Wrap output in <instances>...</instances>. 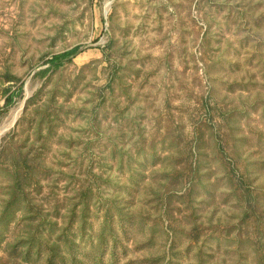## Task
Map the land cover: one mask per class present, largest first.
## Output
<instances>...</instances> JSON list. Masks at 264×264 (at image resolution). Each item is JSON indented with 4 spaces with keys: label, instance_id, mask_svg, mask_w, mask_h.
Returning <instances> with one entry per match:
<instances>
[{
    "label": "rangeland",
    "instance_id": "rangeland-1",
    "mask_svg": "<svg viewBox=\"0 0 264 264\" xmlns=\"http://www.w3.org/2000/svg\"><path fill=\"white\" fill-rule=\"evenodd\" d=\"M75 46L82 51L62 71L49 79L37 74L53 54ZM110 62L115 79L104 88L105 109L98 108L96 119L93 94L98 84L106 86ZM81 68V82L67 102L73 103L71 113L58 123L44 151L54 174L66 170V165L78 170L77 162L88 159L97 166L102 156L113 162L109 152L117 146L125 163L122 168L105 167L110 179L102 194L110 197L133 176L125 193L129 209L149 210L155 203L153 191L160 187L157 179L175 164L174 157L164 159L161 132L186 121L191 112L198 122L209 118L201 109V99L208 98L214 127L222 119L220 109L230 117L228 158L245 175L257 196L259 213L264 214V0H0V145L15 134L19 143L26 138L17 134V125L29 97L41 90L33 102L42 103L54 84L67 88ZM7 70L18 81L4 83ZM20 84L22 94L5 106L4 87L11 86V92ZM205 132L209 134L208 129ZM30 133L29 142L35 141V133ZM153 138L158 143L156 155L162 153L157 160L150 154L144 157ZM214 140H205L198 157L200 178L192 207L187 205L189 197L180 195L185 188L175 195L172 206L184 223L195 219L207 227L209 234L203 235L201 245L217 264H236L249 254L256 264L254 241L238 244L234 239L244 215V187L231 180L229 165L217 154ZM49 180L43 182V192ZM60 186L61 194L70 189Z\"/></svg>",
    "mask_w": 264,
    "mask_h": 264
},
{
    "label": "trees",
    "instance_id": "trees-1",
    "mask_svg": "<svg viewBox=\"0 0 264 264\" xmlns=\"http://www.w3.org/2000/svg\"><path fill=\"white\" fill-rule=\"evenodd\" d=\"M81 51L80 46H75L53 54L47 60L48 66L37 74L49 75V79L52 74L62 71L68 62L74 61ZM82 70L67 88H63L61 83L54 84L42 103L33 102L41 90L29 97L26 111L17 125V134H26V138L19 143L20 138L18 140L19 136L15 134L0 145V264H217L212 260L214 256L206 255L201 245L203 235L209 234L207 227L195 219L189 225L184 223L176 211L177 207L172 206L175 195L185 188L186 191L180 195L188 196L187 205L192 207L194 185L200 178L198 157L208 137L215 139L217 154L229 165L231 180L238 188L244 187V215L234 239L238 244L252 239L256 264H264V214L259 213L254 189L245 175L239 173L236 162L228 158L225 142L228 144L231 137L230 117L227 111L220 109L222 119L214 127V114L208 98L201 99V109L209 118L198 122L196 113L191 112L188 119L185 118L187 122L181 120L166 132H161L159 143L164 149V159L174 157L175 164L157 179L160 187L153 191L155 203L149 210L135 213L129 209L125 193L128 194L133 185V176L124 179L120 186L123 189L117 187L110 197L102 194L110 179L105 167L115 165L122 168L125 163L124 153L117 146L110 148L109 156L115 158L113 162L103 161V158H108L102 156L97 166L95 161L88 159L77 162L78 170L66 165V170L59 171V174L52 172L53 168L47 166L43 157L48 148L47 140L54 135L58 123L70 115L73 103H67L68 98L80 84L78 76ZM107 70L106 86L98 84L93 94L92 112L96 119L98 108L105 109L107 96L104 88L109 89L115 79L112 62ZM3 75L4 83L18 81V77L9 70ZM10 88L5 86L3 90L5 106L12 104L24 89L23 84L11 92ZM61 95H65L64 100ZM24 123L26 129L22 127ZM189 125L191 131H186ZM46 128L49 134L44 136ZM31 130L35 133V141L29 142ZM151 141L150 150L144 157L148 159L150 154L157 160L162 153L156 155L157 140L153 138ZM170 146L171 149L166 150ZM143 150L141 146L140 152ZM145 168L144 165L143 176ZM47 178H50L49 188L43 192L42 185ZM60 183L70 189L59 193ZM139 230L145 235L140 237ZM223 236L229 239V234ZM185 244L186 248L183 247ZM194 246L197 251H194ZM191 250L194 255L189 254ZM250 258L249 254L236 264H252Z\"/></svg>",
    "mask_w": 264,
    "mask_h": 264
},
{
    "label": "bare ground",
    "instance_id": "bare-ground-1",
    "mask_svg": "<svg viewBox=\"0 0 264 264\" xmlns=\"http://www.w3.org/2000/svg\"><path fill=\"white\" fill-rule=\"evenodd\" d=\"M16 114H17V113H15V116H16ZM15 116H14V117H15ZM16 118H17V117H16ZM11 123H12V122H11ZM5 127H6V126H5ZM1 130H3V129H1Z\"/></svg>",
    "mask_w": 264,
    "mask_h": 264
}]
</instances>
